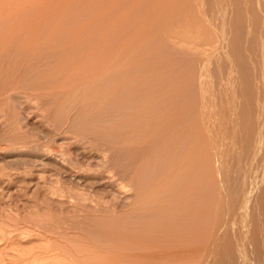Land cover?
<instances>
[{
    "label": "rangeland",
    "instance_id": "rangeland-1",
    "mask_svg": "<svg viewBox=\"0 0 264 264\" xmlns=\"http://www.w3.org/2000/svg\"><path fill=\"white\" fill-rule=\"evenodd\" d=\"M0 3L41 32L0 46V264H109L143 250L157 253L149 264H264V123L248 111L227 120L224 177L204 118L206 89L234 68L245 104L263 96L264 0ZM185 17L233 37L232 51L212 63L178 52L165 33ZM163 104L178 108L165 133L178 134L174 153L157 140ZM171 250L181 256L168 262Z\"/></svg>",
    "mask_w": 264,
    "mask_h": 264
},
{
    "label": "bare ground",
    "instance_id": "bare-ground-1",
    "mask_svg": "<svg viewBox=\"0 0 264 264\" xmlns=\"http://www.w3.org/2000/svg\"><path fill=\"white\" fill-rule=\"evenodd\" d=\"M184 1V0H183ZM204 1V0H203ZM208 1V0H207ZM7 2V1H6ZM194 2V1H193ZM256 3V2H255ZM259 3V2H258ZM1 4V3H0ZM9 4V3H8ZM14 4V3H13ZM210 4V3H209ZM178 5V4H177ZM1 6V5H0ZM13 6V5H12ZM12 6H9L10 10L8 11L5 10L3 7H0L3 8V10L1 9L0 10V46L1 45H5L6 43H10L12 45H18V47L20 46H24V47H27L29 46V44L31 43V41H33L35 38L38 37V35H40L41 32L40 29H38V26L35 27V25L30 22V17H29V14H25L22 10V12H16L17 10L21 11L20 8H16L17 10L13 11V8L11 10V7ZM230 6V5H229ZM21 8H22V5H21ZM25 8V7H23ZM27 8V7H26ZM165 8V7H164ZM256 8V7H255ZM29 9V8H28ZM5 10V11H4ZM27 11V9H25ZM186 10V9H185ZM197 10V9H196ZM30 11V10H29ZM28 13V11L26 12ZM193 14V13H192ZM214 14V13H213ZM163 15V14H162ZM188 16V14H186ZM165 16V15H164ZM182 18V17H181ZM187 17H185L184 20V23H177V20H176V23L175 25L173 24V27L170 28V30L165 33V36H167L168 40L171 42L172 46H176L175 48L177 49L178 48V52L180 51V53L184 52V54L188 51H190V53H187L188 55L191 54L193 56V54H205L206 57V61L208 63H212L210 62L212 60V58H217L218 60H220L222 57V52H223V49L226 47V50H230L232 51V47H233V40H231V35H230V38L228 37L227 42L223 43V35H217L215 33L212 32V27H210V25L206 24L203 20V22L201 21H196L194 20L193 18V21H191V19L189 20L188 18V22H186ZM189 18H190V14H189ZM196 18V17H195ZM166 19V18H165ZM197 19V18H196ZM202 19V18H201ZM204 19V18H203ZM244 20V19H243ZM32 21V20H31ZM165 22V21H164ZM178 22H183L182 19L179 20ZM235 22V21H234ZM168 23V22H167ZM168 25V24H166ZM234 25V24H233ZM214 27V26H213ZM236 26L233 27V29L235 28ZM248 28V27H247ZM45 29V28H44ZM161 29V27H160ZM229 30V29H228ZM219 31V30H218ZM215 32V31H214ZM226 32V31H225ZM228 32V31H227ZM258 32V31H257ZM232 33V32H231ZM263 34V33H262ZM46 35H47V30H43L42 31V37L43 38H46ZM257 35V34H256ZM228 34L225 35V37H227ZM252 36V35H251ZM238 38V37H237ZM263 38V37H262ZM260 39V38H259ZM225 40V39H224ZM236 40V39H235ZM254 41V40H253ZM255 42V41H254ZM222 43H223V46H222ZM237 43V42H235ZM9 44V45H10ZM226 44V45H225ZM3 45V46H4ZM8 45V46H9ZM11 45V46H12ZM235 46V45H234ZM259 46V45H258ZM23 47V48H24ZM180 48V50H179ZM238 48V47H237ZM236 48V49H237ZM1 49V48H0ZM181 49L183 50H186V51H182ZM235 49V50H236ZM243 49V48H242ZM259 49V47H258ZM225 50V49H224ZM225 50V51H226ZM241 51V50H240ZM256 51V50H255ZM192 52V53H191ZM194 52V53H193ZM227 53V51L225 52ZM186 54V55H187ZM234 54V53H233ZM251 54H253L251 52ZM225 55V54H224ZM227 55V54H226ZM230 55V54H228ZM227 55V56H228ZM238 55V54H237ZM250 55V54H249ZM255 55V54H254ZM253 55V56H254ZM185 56V55H184ZM190 56V55H189ZM196 57V55H194ZM241 56V55H240ZM230 57V56H228ZM234 57V56H233ZM257 57V56H256ZM173 58V57H172ZM216 59V61H217ZM235 59H236V56H235ZM182 60V59H181ZM258 60V59H257ZM256 60V61H257ZM225 61H228L225 59ZM242 61V60H241ZM164 62V61H163ZM214 62V60H213ZM248 62V61H247ZM261 62V61H260ZM220 63V62H219ZM209 65V64H208ZM212 65V64H211ZM224 65V64H222ZM227 65V64H226ZM229 66V65H228ZM233 66V65H232ZM221 67V66H220ZM224 67V66H223ZM235 67V66H234ZM197 68V67H196ZM209 68V67H208ZM246 68V67H245ZM258 68V67H257ZM228 69V68H227ZM232 69V67H231ZM230 69V70H231ZM236 69V68H234ZM232 70L233 72L235 70ZM238 69V68H237ZM237 69H236V73L240 74V72H237ZM210 70V69H208ZM251 70V69H250ZM211 71V70H210ZM213 71V70H212ZM249 71V70H248ZM257 71V70H256ZM263 71V70H262ZM228 72V71H227ZM226 72V73H227ZM231 72V71H230ZM231 72L230 75H228L227 77L224 78L225 74H223L224 76L221 77V79L217 81V79H215L213 82H216V84H210L214 87H210L208 86V88L206 89V94H205V100H206V110H205V116L204 118L206 119V125L208 127V134H207V137H208V140L210 142V145H211V148L215 151V160H216V164H217V171L219 172L220 176H224L225 174V170H226V166L228 165L226 162V160H228L229 158H227L226 154H228V149L226 148L225 146V143L227 142V139L229 138V136H227L226 138V131H225V126L228 124V121L227 120H233V119H236L239 121V123L241 122V120L243 119V117L245 116L246 117V114L245 112L248 111V113H252V114H256V117L255 118V124L254 126L257 128V127H262L263 123H264V93H263V96H259L257 97L258 94H256V97L259 98V102L255 103L256 99H251V97L249 98V103L248 104H245L244 102V99H246V97L244 99L243 98V95L241 93V91L239 90L242 86L239 82H241V78L239 75H237L235 72L233 73ZM259 72V71H258ZM252 73V72H251ZM261 73V72H260ZM165 74V73H164ZM210 74V73H209ZM229 74V72L227 73ZM212 75V74H211ZM249 77V76H248ZM177 78V77H176ZM204 78V77H203ZM255 78V77H254ZM210 79V78H209ZM245 79H247V77H245ZM257 79V78H256ZM209 81V80H208ZM206 81V83L208 82ZM255 81V80H254ZM159 82V81H158ZM249 82V80H248ZM259 82V81H258ZM210 83V82H209ZM246 83V82H245ZM262 83V82H261ZM260 83V84H261ZM250 84V83H248ZM246 85V84H245ZM258 85V84H256ZM206 86V85H205ZM252 87H255V86H252ZM247 88V87H246ZM244 88V89H246ZM181 89V88H180ZM262 89V88H261ZM168 90V89H167ZM242 90V89H241ZM247 90V89H246ZM255 91V89H253ZM257 90V89H256ZM178 91V90H177ZM160 92V91H159ZM174 92V91H173ZM188 92V91H187ZM261 92V91H260ZM163 93V91H162ZM183 93V92H182ZM189 93V92H188ZM259 93V92H258ZM255 93L253 92V95ZM164 95V94H163ZM162 95V96H163ZM262 95V94H261ZM249 97V95H247ZM242 97V98H241ZM162 98V97H161ZM241 99L243 101V103L241 104ZM183 100V99H182ZM188 100V99H187ZM205 100L203 99V101L205 102ZM203 102V103H204ZM165 103V102H164ZM164 105V104H163ZM162 105V106H163ZM165 106V105H164ZM183 108V106H181ZM162 108V111L160 113V116L158 120V126H159V129H160V134L158 132V135H157V140L158 142L160 143V145H164L166 146V150L169 149L171 152L174 153L175 149H176V138H177V135L178 134H165L167 133V130H170L172 131L173 127H174V123H175V118L177 117V109H175V106L173 107H169V109L165 106L164 107H161ZM164 108V110H163ZM203 109V108H202ZM233 112V113H232ZM258 112L260 115H258ZM261 112V113H260ZM158 113V112H157ZM180 115V114H179ZM182 116V115H181ZM250 117V116H249ZM230 118H233V119H230ZM254 119V118H252ZM244 121V120H243ZM260 121V126L258 125L257 126V123ZM253 122V123H254ZM227 123V124H226ZM251 123V122H250ZM231 123H229L228 125H230ZM237 125V124H236ZM262 125V126H261ZM218 126V128L216 127ZM251 126H252V123H251ZM228 128L226 129L227 132H228V129H229V126H227ZM264 127V126H263ZM262 127V128H263ZM218 129L216 130L218 133L214 134L215 129ZM231 128V126H230ZM252 129L254 128L253 126L251 127ZM241 129V128H240ZM174 130V129H173ZM245 131V130H244ZM255 131V130H254ZM258 131H260L258 129ZM174 132V131H173ZM252 132V131H251ZM256 132H257V129H256ZM250 133V132H249ZM258 133V132H257ZM260 133V132H259ZM229 135V134H228ZM264 135V134H263ZM252 136L253 135H249ZM259 136V135H256V137ZM254 137V136H253ZM260 139L258 142V149L259 150H262V155H263V149H262V134H260ZM258 137V138H259ZM225 138H226V142H225ZM236 138V137H234ZM245 138V137H244ZM250 138V137H249ZM250 138V139H251ZM243 139V138H242ZM257 139V138H256ZM244 141V140H243ZM248 142V141H247ZM246 142V143H247ZM255 142V141H254ZM242 143V142H240ZM249 144V143H247ZM227 145V144H226ZM234 145V144H233ZM246 145V144H245ZM256 145V146H257ZM185 146V145H184ZM249 146V145H247ZM264 146V145H263ZM233 147V146H232ZM250 147V146H249ZM164 148V149H165ZM235 148V147H234ZM244 149L245 148H248V147H243ZM242 148V149H243ZM188 149V148H187ZM249 149V148H248ZM226 150H227V153H226ZM177 151V150H176ZM190 151V150H189ZM248 151V150H247ZM257 151V150H256ZM238 152V151H237ZM260 152V151H259ZM187 153V152H186ZM248 153V152H247ZM254 155H256V152L254 151ZM258 153V151H257ZM188 154V153H187ZM243 154V153H242ZM176 155V154H175ZM237 155V154H236ZM251 155V154H250ZM253 155V154H252ZM231 157V156H230ZM242 157V155H241ZM184 158V157H183ZM227 158V159H226ZM244 158V157H243ZM246 158V157H245ZM250 158V157H249ZM254 158V157H253ZM256 158V157H255ZM255 158H254V161H255ZM263 158V156H262ZM174 159V158H173ZM242 159V158H241ZM260 159V158H259ZM182 160V159H181ZM263 160V159H262ZM245 161V160H244ZM264 161V160H263ZM262 161V162H263ZM261 162V160H260ZM172 172L175 171L177 168H178V163L175 162V160H173L172 162ZM183 163V162H182ZM245 163V162H244ZM243 165V164H242ZM180 166V165H179ZM246 166V165H245ZM170 167V166H169ZM245 168V167H244ZM263 168V167H262ZM246 169V168H245ZM248 169V168H247ZM264 169V168H263ZM262 169V170H263ZM257 170V169H256ZM261 170V171H262ZM227 171V170H226ZM254 172V171H253ZM264 172V171H263ZM263 172H262V175H263ZM247 173V172H246ZM244 174V172H243ZM164 175V174H163ZM176 175V174H175ZM225 177V176H224ZM239 177V176H238ZM223 178V177H222ZM243 178V177H242ZM259 179V178H258ZM263 179V178H262ZM227 181V179H225ZM173 181V180H171ZM262 181V180H261ZM225 182V181H224ZM222 183V182H221ZM163 184V183H162ZM250 184V183H249ZM161 187V186H160ZM163 187V186H162ZM228 187V186H227ZM224 188V187H223ZM226 188V187H225ZM222 189V188H221ZM240 189V188H239ZM260 189V188H259ZM227 191V190H226ZM225 192V191H224ZM229 193V192H228ZM247 193V192H245ZM259 193V192H258ZM264 194V193H263ZM263 194L261 195L260 198L263 197ZM260 195V194H259ZM248 196V195H247ZM258 196V195H257ZM256 196V197H257ZM222 198V197H221ZM259 198V196L257 197ZM242 200H246V199H242ZM258 201V199H256ZM264 200V199H263ZM232 201V200H231ZM262 201V200H261ZM234 202V201H233ZM260 202V201H259ZM264 202V201H263ZM246 203V202H245ZM262 203V202H261ZM259 203V204H261ZM242 204H244L242 202ZM240 204L239 207L237 208L240 212L243 211L245 209V205H242ZM264 207V205H263ZM230 209V208H229ZM236 209V210H237ZM248 209V208H247ZM259 209V208H258ZM261 209V208H260ZM264 209V208H263ZM237 210V212H238ZM234 211V209L232 210ZM246 211V210H244ZM231 212V211H230ZM261 212V211H260ZM260 212H257V213H260ZM264 212V211H263ZM262 213V212H261ZM260 213V214H261ZM234 213H232L233 215ZM224 215V214H223ZM231 215V214H230ZM239 215V214H238ZM264 215V214H263ZM222 217V216H221ZM225 217V216H224ZM260 218H263V217H260ZM224 219V218H223ZM230 219V218H229ZM230 221V220H229ZM264 224V223H263ZM222 226V225H221ZM219 229V228H218ZM219 231H222L221 229H219ZM214 232V231H213ZM220 233V232H219ZM244 236V235H243ZM216 238V237H215ZM135 239V237L133 238ZM213 239V238H212ZM217 240V239H216ZM215 240V241H216ZM133 241V240H132ZM135 241V240H134ZM137 241V240H136ZM219 241V240H218ZM217 241V242H218ZM222 241V240H221ZM244 242V241H243ZM129 244V243H128ZM205 244V243H204ZM207 244V243H206ZM212 244V243H211ZM214 244V243H213ZM217 244V243H216ZM242 245V244H241ZM240 246V245H239ZM211 247V246H210ZM210 247H206V249H203L202 253H199L197 252V254L195 255H192L195 257H198L200 254V258L204 261H206L207 257H208V254H209V250H210ZM139 248V247H138ZM174 248V247H173ZM166 249V248H165ZM175 249V248H174ZM99 250V249H98ZM108 250V249H107ZM131 250V249H130ZM137 250V249H135ZM100 251V250H99ZM120 251V250H119ZM125 251V250H124ZM140 251V250H139ZM169 251V250H168ZM119 253V252H118ZM121 253V252H120ZM132 253V254H131ZM129 254H131L130 256L132 258L129 257V255L125 253V255L121 254V257H118V259H120L119 263L118 262V259H114L113 257H116L114 256L113 254V257H112V261L110 262H113L114 260V263L116 264H134L136 261H138L139 259L143 261L142 264L144 263H148L149 261H151L152 259H154V257H156L157 253H152L150 251H140V252H131ZM137 253V254H135ZM199 253V255H198ZM106 254V252H105ZM111 254V253H110ZM155 254V256H154ZM159 254V253H158ZM161 254L164 255V252L162 251ZM116 255V254H115ZM118 255V254H117ZM120 255V254H119ZM162 256V255H161ZM167 257L170 258L169 261H173L174 258L176 257H180L181 256V252L180 251H170V252H167L166 254ZM159 257V256H158ZM199 258V257H198ZM107 259V258H106ZM111 259V258H109ZM137 259V260H135ZM163 259V258H162ZM164 259H165V256H164ZM117 260V262H116ZM139 260V261H140ZM177 260V259H176ZM200 260V259H199ZM109 261V260H108ZM137 262L136 264H141L140 262ZM109 262V264H110ZM167 262V260H166ZM165 262V264H167ZM108 263V262H107ZM156 263V262H155ZM164 263V262H163ZM201 263V262H200ZM204 263V262H203ZM113 264V263H111ZM149 264V263H148ZM169 264V263H168ZM171 264V263H170ZM173 264V263H172ZM175 264V263H174ZM199 264V263H198Z\"/></svg>",
    "mask_w": 264,
    "mask_h": 264
}]
</instances>
